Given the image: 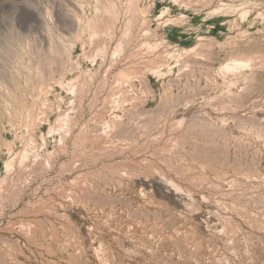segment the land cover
I'll return each mask as SVG.
<instances>
[{
  "label": "rangeland",
  "instance_id": "obj_1",
  "mask_svg": "<svg viewBox=\"0 0 264 264\" xmlns=\"http://www.w3.org/2000/svg\"><path fill=\"white\" fill-rule=\"evenodd\" d=\"M113 1L0 0V264H264V0Z\"/></svg>",
  "mask_w": 264,
  "mask_h": 264
},
{
  "label": "bare ground",
  "instance_id": "obj_2",
  "mask_svg": "<svg viewBox=\"0 0 264 264\" xmlns=\"http://www.w3.org/2000/svg\"><path fill=\"white\" fill-rule=\"evenodd\" d=\"M135 1H136V4H138L137 6H136V9H134L133 8V10L134 11H132L133 13L130 15V17L125 21V23L123 24V27H122V30H121V36L119 37V40H118V42H117V44H116V46H115V49H114V52H120L121 50H122V47H123V43H125V41H129L128 39H129V37H130V35H132V26H133V23H134V21H138V20H140V21H144V20H147V19H145V17H146V14L148 13V11L146 12V9L145 8H147V7H145V8H141L140 6H139V0H128V5L129 6H132L134 3H135ZM144 1V0H143ZM101 2H102V10H103V13H104V16L102 17V20L101 21H96V22H100L101 23V25H102V27H107V30H108V33H112L113 32V27H114V25H115V21H116V19L119 17V15H118V8H117V3L115 2V1H113V0H101ZM100 2V3H101ZM134 2V3H133ZM133 3V4H132ZM143 3V2H142ZM150 3V2H149ZM132 4V5H131ZM142 5V4H141ZM146 6H150V5H146ZM129 8V7H128ZM132 8V7H131ZM130 8V9H131ZM149 10V9H148ZM102 13V14H103ZM95 16V15H94ZM97 20V19H96ZM89 21V20H88ZM87 21V22H88ZM140 23V22H139ZM95 24V23H94ZM99 24V23H98ZM97 24V25H98ZM97 25H95V26H97ZM87 26V25H86ZM89 26V25H88ZM92 27H93V30L95 29L94 28V26L92 25ZM98 27V26H97ZM119 27V26H118ZM98 28H100L101 29V27L99 26ZM97 29V28H96ZM99 29V30H100ZM105 30L103 31V30H100V32L101 31H103V32H105L106 31V28H104ZM99 31H93L92 32V35H99V33H100ZM131 38V37H130ZM95 39V38H94ZM90 40H91V38H90ZM53 56V55H52ZM57 58V57H56ZM43 64H44V62H43ZM30 68V67H29ZM132 70H130V69H128L127 67L126 68H122V69H120V70H118V71H116V74H115V79H117V80H124L125 78H127L128 76H130L131 74H132ZM3 74V73H2ZM5 74V73H4ZM43 77H44V74H43ZM40 78V77H39ZM35 79V78H34ZM38 79V78H37ZM45 79V78H44ZM39 81V80H38ZM43 82V81H42ZM19 91H20V89H19ZM13 93V92H12ZM6 95V94H5ZM11 99V98H10ZM19 97H17V96H15V95H13L12 96V102H13V104H17L18 103V101H19ZM22 101V100H21ZM17 106V105H16ZM31 110V109H30ZM31 115V114H30ZM28 123V122H27ZM60 122H58V124H59ZM80 138H82V137H80ZM62 139V138H61ZM84 139V138H83ZM77 140H79L78 138H77ZM82 140V139H81ZM76 141V140H75ZM29 142V141H28ZM79 142V141H78ZM85 142V141H84ZM90 142V141H89ZM31 143V142H30ZM86 143V142H85ZM78 144H80V143H77L76 145H78ZM27 145V144H26ZM32 145V144H31ZM28 146V150H27V148H25V149H22L19 153H17V155H16V159H15V157L14 158H12L11 160H10V162H8V165L9 166H13L15 163H17V164H19V165H21V164H23V163H25L27 160H29V159H31V154H30V152H29V150H30V145L28 144L27 145ZM75 146V145H74ZM84 146V145H83ZM73 152V151H72ZM71 152V153H72ZM79 153V152H78ZM77 154V153H76ZM80 155V154H79ZM78 155V156H79ZM82 155V154H81ZM80 157V156H79ZM84 157V156H83ZM72 158V157H71ZM73 160H74V158H73ZM79 160V159H78ZM75 161V160H74ZM73 161V162H74ZM120 162V161H119ZM16 165V164H15ZM25 166V165H24ZM121 166V165H120ZM122 167V166H121ZM125 167V166H124ZM129 170V169H128ZM125 171V170H124ZM131 172V171H130ZM17 194V193H16Z\"/></svg>",
  "mask_w": 264,
  "mask_h": 264
}]
</instances>
